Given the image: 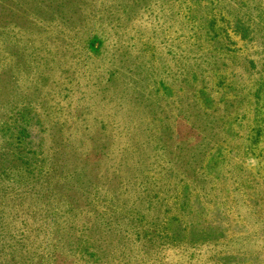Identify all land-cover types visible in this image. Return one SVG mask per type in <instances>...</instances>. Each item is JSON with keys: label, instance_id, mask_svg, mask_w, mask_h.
<instances>
[{"label": "rangeland", "instance_id": "obj_1", "mask_svg": "<svg viewBox=\"0 0 264 264\" xmlns=\"http://www.w3.org/2000/svg\"><path fill=\"white\" fill-rule=\"evenodd\" d=\"M49 178L97 263L264 264V0H0L2 242Z\"/></svg>", "mask_w": 264, "mask_h": 264}, {"label": "trees", "instance_id": "obj_2", "mask_svg": "<svg viewBox=\"0 0 264 264\" xmlns=\"http://www.w3.org/2000/svg\"><path fill=\"white\" fill-rule=\"evenodd\" d=\"M43 181H45L44 184L39 183L38 187L32 185V188L36 189L35 201L37 200L32 204L37 207V204L41 203L46 209L44 219L25 229L24 226H19L20 234H26L25 239H17L12 245L1 241L2 233L0 232V257H4L3 264H19L23 261L27 264H108V260L97 263L98 258L92 259V256L98 253L97 251L101 252V248L98 250L94 248L88 237V231L98 230L92 228L90 220H84L77 207L70 204L69 197L60 190L63 185L53 181L52 178ZM103 201L102 213L105 216V223L108 224V200L103 198ZM59 204L65 205V208L59 207ZM55 214L57 217L54 216ZM55 218L60 222H57ZM95 219L94 223H98L97 227H100L101 222L97 220L96 215ZM31 221L33 222L34 219L31 218ZM103 228L108 231V226ZM41 234L46 237V240H43L45 242L43 250L38 252L37 248L40 244H37L36 240ZM193 235L194 240L205 239L204 236L198 237L194 233ZM130 243H133V240ZM31 257H35L36 260Z\"/></svg>", "mask_w": 264, "mask_h": 264}]
</instances>
